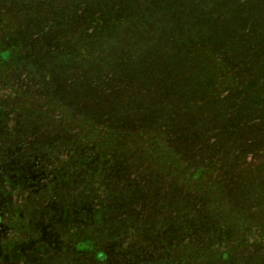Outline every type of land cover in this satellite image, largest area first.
Returning a JSON list of instances; mask_svg holds the SVG:
<instances>
[{
	"label": "trees",
	"instance_id": "1",
	"mask_svg": "<svg viewBox=\"0 0 264 264\" xmlns=\"http://www.w3.org/2000/svg\"><path fill=\"white\" fill-rule=\"evenodd\" d=\"M0 264H264V0H0Z\"/></svg>",
	"mask_w": 264,
	"mask_h": 264
},
{
	"label": "clouds",
	"instance_id": "2",
	"mask_svg": "<svg viewBox=\"0 0 264 264\" xmlns=\"http://www.w3.org/2000/svg\"><path fill=\"white\" fill-rule=\"evenodd\" d=\"M98 258L101 259V260L104 259V254H103L102 252L99 253V254H98Z\"/></svg>",
	"mask_w": 264,
	"mask_h": 264
}]
</instances>
